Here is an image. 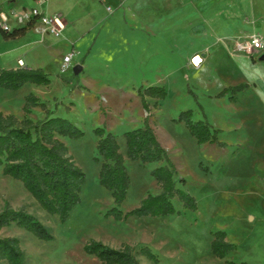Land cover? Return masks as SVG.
Segmentation results:
<instances>
[{
	"label": "rangeland",
	"instance_id": "obj_1",
	"mask_svg": "<svg viewBox=\"0 0 264 264\" xmlns=\"http://www.w3.org/2000/svg\"><path fill=\"white\" fill-rule=\"evenodd\" d=\"M223 3L227 2L214 7L213 19L215 15L219 19L243 16L264 33V0ZM34 5L40 8L42 4L37 1ZM74 5L80 12L71 28L81 31L105 19L96 42L89 41V36L76 43L61 44L63 36H49L42 42L35 30L24 40H11L7 45L0 42V52L22 55L30 66L43 68L50 77L48 85L0 86V110L21 120L26 95L34 93L54 115L64 116L84 130L78 138L62 137L85 172L81 198L62 221L42 209L22 181L4 173L0 164V210L6 206L25 209L52 235L39 238L11 223L2 228L0 236L20 240L24 264H105L85 250L91 240L113 248L147 244L158 260L139 256L141 264H227L226 259L264 264V58L249 60L241 53L231 54L226 45L232 46L230 42L210 35V9L199 8V0H131L127 14L109 0L103 4L47 0L45 9L49 14L62 10L63 21L69 23L71 17L64 6ZM18 8L24 9L20 4ZM2 11L10 16L9 24L13 23L9 0H0ZM204 20L209 25L206 28L199 25ZM70 50L77 58L63 67V56ZM76 65L81 66L77 74ZM151 85L164 86L167 94L164 98L147 96L150 110L146 111L139 89ZM234 85L243 87L220 94ZM185 109H191L192 119L205 120L219 129L218 138L225 145L198 143L185 122L177 120ZM146 115L177 168V187L195 197L197 208L185 207L176 196L171 214L115 218L106 214L113 205L110 191L98 181L94 128L105 126L116 135L131 178L121 205L127 212L139 206L148 193L161 190L151 170L162 162L142 165L126 155L123 134L141 126ZM28 116L38 120L45 112L33 106ZM219 229L236 245L225 258L210 251L212 231Z\"/></svg>",
	"mask_w": 264,
	"mask_h": 264
},
{
	"label": "trees",
	"instance_id": "obj_2",
	"mask_svg": "<svg viewBox=\"0 0 264 264\" xmlns=\"http://www.w3.org/2000/svg\"><path fill=\"white\" fill-rule=\"evenodd\" d=\"M35 20L27 24L5 29L0 25L4 38L15 39L34 26ZM76 74V73H75ZM26 82L48 85L50 77L42 68L19 66L17 68H0V86L6 89H18ZM243 85L224 88L232 92ZM167 91L162 85H151L139 89L142 107L149 111L146 97L164 98ZM233 95H231L232 97ZM33 106H40L45 116L33 120L28 116ZM25 116L19 120L13 114H4L0 110V164L4 173L22 181L42 209L49 214L58 215L64 221L71 209L80 201L81 189L85 181V172L69 153L62 137L78 138L84 130L70 119L54 115L52 110L34 93L26 95L23 105ZM191 109L181 110L177 120L184 121L190 134L198 143L209 142L225 145L218 138L219 129L212 128L205 120H194ZM97 135L95 159L100 163L98 171L99 184L110 191L113 205L106 214L115 218L130 214L143 216H165L175 211L173 198L178 197L185 207L197 208L193 195L176 185L177 168L167 149L158 140L146 115L141 126L124 132L126 155L145 165L150 162H162L151 170L152 177L160 186L157 194L148 193L139 206L123 212L121 205L126 198L131 178L119 150L116 135L107 131L105 126L94 128ZM15 223L39 238H51L48 228L25 209H13L6 206L0 210V231L4 226ZM236 245L226 240L225 230L212 231L210 251L217 257L225 258ZM85 250L97 256L105 264H141L139 256L158 260L157 254L147 244L135 247L123 244L113 248L100 241L91 240ZM227 264H247L226 259ZM0 264H24V252L20 240L13 236H0Z\"/></svg>",
	"mask_w": 264,
	"mask_h": 264
},
{
	"label": "crops",
	"instance_id": "obj_3",
	"mask_svg": "<svg viewBox=\"0 0 264 264\" xmlns=\"http://www.w3.org/2000/svg\"><path fill=\"white\" fill-rule=\"evenodd\" d=\"M37 1L41 2V4H42L39 9L42 12L48 13L47 10L45 9L47 0H9V2L11 3V10H14L16 12L21 11V10H17V9H19L18 8L19 4L21 6V9L26 8L28 5H31V7H36L34 4ZM94 1L95 2L99 1L100 3L103 4L104 0H94ZM105 1H107V0H105ZM234 1L235 0H199V4H200L199 8H202L203 11L205 10V8L210 9L209 13L207 12L208 17H210V19L208 18L209 19L208 23H210L212 25V28L210 29V32H209L210 35L216 39H219V38L225 39L226 43L228 41V42H230V44H233L236 39H242L243 37H246L252 33H261L264 35L263 32L257 31V26L252 25L248 22H245L243 19V16L242 17L241 16L240 17L239 16H236V17L235 16H233V17L228 16V17L219 19L218 15H215L214 19H213V15H214L213 11L215 10L214 7L216 5H218L221 2H227V3H223V4L232 5V4H234ZM109 2L115 7V9L121 10L122 14H123L124 10L126 11V14H127L126 9H129V7L131 6V0H109ZM107 7H109V6H107ZM64 8H65L66 15L71 17V21L69 23L64 22L65 27L59 36H63V37H65V39H61L60 43L61 44L64 42H68V43L69 42H75L76 43V41L82 42V41H85V39H87L88 36H89V41H90V39H92L91 41L96 42L97 38L99 37L100 26L101 25L103 26V22L105 21V19H103V18L98 19L97 23L94 24V26H92L91 28L83 29L81 31L76 30L74 28H71L70 24H72V22L74 20H76V18L79 17L80 8L77 5L76 6L74 5L73 7H70V8L67 6H64ZM111 10H112V8H111ZM2 12H0V13H2ZM52 13H60L62 15V18L64 16L62 10H55V11H52ZM9 17L10 16L8 15L7 24L10 28H13V27L19 26V25L27 24V22H24V23L18 22L14 18V16H12L14 22L9 24V20H10ZM204 21L199 23V25L200 24L203 25L202 28H206V26H209L208 24H206L207 21H205V22ZM201 25H200V27H201ZM30 30H35V29L32 27V28L28 29L24 35H22L18 38H15V39H12V38L6 39L2 35H0V42L4 45H7V44H9V42H11V40H24L25 38H27L28 32ZM203 32L204 31L202 30L201 33H203ZM49 36H54V35L49 34V33L42 35L40 33V36L38 39H39V41L45 42L46 40L49 39ZM59 36H56V37H59ZM202 36L208 37V35H206V34H202ZM68 37L71 39V41L68 39ZM6 55H8V57H6ZM240 55L248 58L249 60L254 59V57H250V56L243 54V53H241ZM76 58H77V53L74 56L73 60ZM19 59L23 60V62H24L23 66L32 67L26 62L25 58L22 55H17V56L13 57L9 53H6L5 51H3V52H0V68H17V67H19V65H18ZM1 231H2V229H1Z\"/></svg>",
	"mask_w": 264,
	"mask_h": 264
},
{
	"label": "built area",
	"instance_id": "obj_4",
	"mask_svg": "<svg viewBox=\"0 0 264 264\" xmlns=\"http://www.w3.org/2000/svg\"><path fill=\"white\" fill-rule=\"evenodd\" d=\"M111 10V7H108ZM14 18L20 22H28L30 19H34V28L37 32L43 34L49 33L54 36H59L64 27L62 15L60 13H45L42 12L38 7H31L30 9L24 8L19 12L12 10ZM8 15L4 12L0 13V25L5 29H10L7 24ZM227 45V49L231 54L243 53L250 57L260 56L264 53V35L261 33H252L242 39H236L232 46ZM75 51H69L63 56V67L70 65L74 56ZM18 65L23 66L24 62L22 59L18 60Z\"/></svg>",
	"mask_w": 264,
	"mask_h": 264
},
{
	"label": "water",
	"instance_id": "obj_5",
	"mask_svg": "<svg viewBox=\"0 0 264 264\" xmlns=\"http://www.w3.org/2000/svg\"><path fill=\"white\" fill-rule=\"evenodd\" d=\"M260 58H264V53H262V54L260 55ZM80 70H81V66H80V65H76V66L74 67V71H75L76 74H77Z\"/></svg>",
	"mask_w": 264,
	"mask_h": 264
},
{
	"label": "bare ground",
	"instance_id": "obj_6",
	"mask_svg": "<svg viewBox=\"0 0 264 264\" xmlns=\"http://www.w3.org/2000/svg\"><path fill=\"white\" fill-rule=\"evenodd\" d=\"M199 58H200V57L195 58V60H194L195 63H197V64L200 63V59H199Z\"/></svg>",
	"mask_w": 264,
	"mask_h": 264
}]
</instances>
